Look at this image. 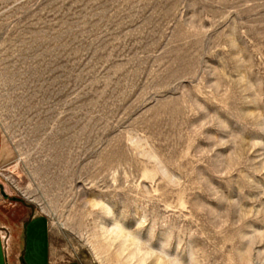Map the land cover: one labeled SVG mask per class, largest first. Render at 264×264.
<instances>
[{
    "label": "rangeland",
    "instance_id": "obj_1",
    "mask_svg": "<svg viewBox=\"0 0 264 264\" xmlns=\"http://www.w3.org/2000/svg\"><path fill=\"white\" fill-rule=\"evenodd\" d=\"M0 137L46 264H264V0H0Z\"/></svg>",
    "mask_w": 264,
    "mask_h": 264
},
{
    "label": "crops",
    "instance_id": "obj_2",
    "mask_svg": "<svg viewBox=\"0 0 264 264\" xmlns=\"http://www.w3.org/2000/svg\"><path fill=\"white\" fill-rule=\"evenodd\" d=\"M17 213L0 201V254L4 251L0 264H46L47 226L42 214L30 211L24 218Z\"/></svg>",
    "mask_w": 264,
    "mask_h": 264
},
{
    "label": "clouds",
    "instance_id": "obj_3",
    "mask_svg": "<svg viewBox=\"0 0 264 264\" xmlns=\"http://www.w3.org/2000/svg\"><path fill=\"white\" fill-rule=\"evenodd\" d=\"M159 264H174V262L172 260H170L169 258H167V257H163L160 260Z\"/></svg>",
    "mask_w": 264,
    "mask_h": 264
},
{
    "label": "built area",
    "instance_id": "obj_4",
    "mask_svg": "<svg viewBox=\"0 0 264 264\" xmlns=\"http://www.w3.org/2000/svg\"><path fill=\"white\" fill-rule=\"evenodd\" d=\"M2 198V194H0V199Z\"/></svg>",
    "mask_w": 264,
    "mask_h": 264
}]
</instances>
